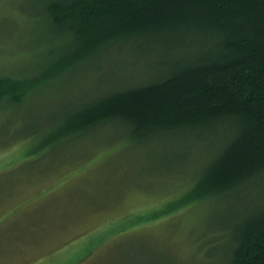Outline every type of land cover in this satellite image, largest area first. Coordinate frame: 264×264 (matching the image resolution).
<instances>
[{
    "label": "rangeland",
    "instance_id": "1",
    "mask_svg": "<svg viewBox=\"0 0 264 264\" xmlns=\"http://www.w3.org/2000/svg\"><path fill=\"white\" fill-rule=\"evenodd\" d=\"M37 7L36 0H0L1 75L39 74L55 47ZM124 52L133 47H114L22 103L0 105V264H228L232 227L249 206L263 204L264 187L185 207L171 202L202 173L219 135L140 137L113 123L54 137L75 131L77 123L66 129L57 121L107 84L133 76L143 84L161 64L153 57L160 53L150 52L155 68L142 57L129 67Z\"/></svg>",
    "mask_w": 264,
    "mask_h": 264
},
{
    "label": "trees",
    "instance_id": "2",
    "mask_svg": "<svg viewBox=\"0 0 264 264\" xmlns=\"http://www.w3.org/2000/svg\"><path fill=\"white\" fill-rule=\"evenodd\" d=\"M36 1L55 47L37 75L0 74V105L22 103L38 86L102 54L107 58L114 47H133L132 55H122L129 67L143 64L141 57L150 67L147 54L160 53L153 56L158 70L143 84L134 76L116 88L107 84L57 121L78 128L57 132L55 139L113 123L140 137L208 132L219 135L217 151L171 202L185 207L238 188L264 187V0ZM263 198L232 227L228 264H264Z\"/></svg>",
    "mask_w": 264,
    "mask_h": 264
}]
</instances>
